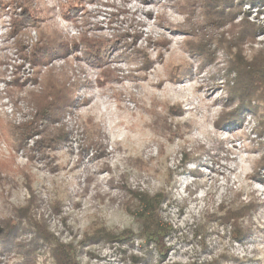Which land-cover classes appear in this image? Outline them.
<instances>
[{"label": "rangeland", "instance_id": "1", "mask_svg": "<svg viewBox=\"0 0 264 264\" xmlns=\"http://www.w3.org/2000/svg\"><path fill=\"white\" fill-rule=\"evenodd\" d=\"M1 229L0 264H264V0H0Z\"/></svg>", "mask_w": 264, "mask_h": 264}, {"label": "trees", "instance_id": "2", "mask_svg": "<svg viewBox=\"0 0 264 264\" xmlns=\"http://www.w3.org/2000/svg\"><path fill=\"white\" fill-rule=\"evenodd\" d=\"M163 35L164 34H162V36ZM54 48L55 46L53 47V49ZM56 51H61V50L59 48L56 49ZM135 199L137 203L136 209L138 211L137 212L138 220L141 224L142 231L144 234L143 237H145L148 241H153L156 245H158L159 254L161 256H165L167 249L164 247L163 240L167 234V230L162 227L160 219L158 217V209L160 207V203L163 201V199H161V195L157 194L155 196H151L147 193H142L138 195ZM243 209L245 211L246 209H248V207H245ZM225 217L227 219V223H234L238 219L242 218V216H240L234 211L228 212L227 214H225ZM7 229L6 231L1 229L3 230L4 234L0 238L7 240L8 237L7 233L9 232ZM245 235L246 234L241 235L240 238L238 239L241 240L243 237H245ZM101 238H105L104 240L107 241L109 239V236H105ZM116 241H120V240L116 239ZM68 248H69L68 246L67 247L64 246L60 251L57 252L56 259L58 264H75L74 261L75 254H73V251H70Z\"/></svg>", "mask_w": 264, "mask_h": 264}]
</instances>
